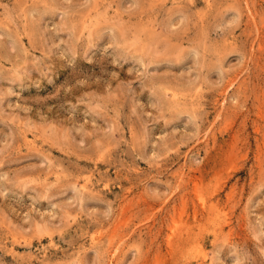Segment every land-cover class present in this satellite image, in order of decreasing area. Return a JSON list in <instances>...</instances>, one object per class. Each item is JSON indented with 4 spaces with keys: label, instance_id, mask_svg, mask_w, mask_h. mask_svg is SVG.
Instances as JSON below:
<instances>
[{
    "label": "rangeland",
    "instance_id": "rangeland-1",
    "mask_svg": "<svg viewBox=\"0 0 264 264\" xmlns=\"http://www.w3.org/2000/svg\"><path fill=\"white\" fill-rule=\"evenodd\" d=\"M0 264H264V0H0Z\"/></svg>",
    "mask_w": 264,
    "mask_h": 264
}]
</instances>
